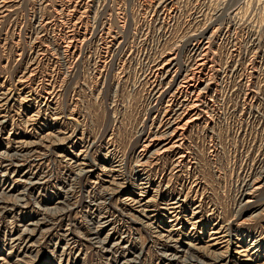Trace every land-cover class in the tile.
Returning a JSON list of instances; mask_svg holds the SVG:
<instances>
[{
	"label": "rangeland",
	"instance_id": "1",
	"mask_svg": "<svg viewBox=\"0 0 264 264\" xmlns=\"http://www.w3.org/2000/svg\"><path fill=\"white\" fill-rule=\"evenodd\" d=\"M0 264H264V0H0Z\"/></svg>",
	"mask_w": 264,
	"mask_h": 264
}]
</instances>
